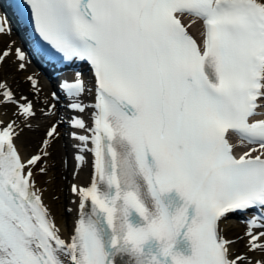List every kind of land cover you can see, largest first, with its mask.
Instances as JSON below:
<instances>
[{"label":"snow or ice","instance_id":"1","mask_svg":"<svg viewBox=\"0 0 264 264\" xmlns=\"http://www.w3.org/2000/svg\"><path fill=\"white\" fill-rule=\"evenodd\" d=\"M13 24L75 70L43 100L34 75L35 99L0 82L15 117L0 120V264H254L221 225L248 217L238 239L264 253V0H0V35ZM10 57L27 70L21 47ZM41 116L56 119L24 157ZM65 136L74 178L91 167L67 237L36 180Z\"/></svg>","mask_w":264,"mask_h":264},{"label":"bare ground","instance_id":"2","mask_svg":"<svg viewBox=\"0 0 264 264\" xmlns=\"http://www.w3.org/2000/svg\"><path fill=\"white\" fill-rule=\"evenodd\" d=\"M188 22L189 21H187V20L185 21V23H188ZM190 31L192 32V34L195 37H197L198 26H193V28ZM8 45H12L13 47H20L19 44L17 43V41L15 40L14 34H12L11 36L0 35V52L5 50ZM7 60H9V61L11 60V62L13 61L15 63H18L17 61H15L14 57H10ZM5 66L3 65L4 71L6 70ZM9 66H10V64H9ZM16 70H18L17 66H16ZM9 72H11V71H9ZM29 75H32V74L25 72L24 74H22V77H20V78L25 83H27V77ZM13 76H14V74H13ZM34 76L39 80V85H40V88L42 90L41 95H40V99L41 100L48 99L49 95L52 93L51 91H53V89H54L53 83L48 82L46 80V78L43 76H37V75H34ZM8 77H10V76H8ZM13 82L11 85H13ZM89 86H91V85H89ZM14 92H15V90H14ZM89 99H90V97H89ZM59 107L61 108L60 114L63 115L64 114L63 106H59ZM3 108H5V107H0V120L8 121L10 119L15 118L12 116V112H13L12 107L9 111L3 110ZM41 117H42V120H41L40 124H42L43 122L46 123L47 127L45 126V128H48L50 126V124L54 122L51 119L44 118L43 116H41ZM87 118H88V115L85 114V119H87ZM256 118L257 119H264V113L260 114ZM38 124L39 123H37V125H35V126H38ZM35 126H33L34 130H32V131L24 129L20 139L17 141V145L20 149L21 155L24 157H27V155L30 153H33V152L35 153L39 144H40V141L43 139L44 133H43V135H41L39 133V132H41V128H36ZM41 126H43V125H41ZM63 128H65V129H63ZM61 131L62 132L64 131L66 133L68 131V129L65 126V127L61 128ZM38 138H39V142L36 143V141H38L37 140ZM64 138H65V142L67 143V150L70 153L69 159L67 160L68 172L70 175V177H69L70 178L69 179V188H68V190H69L71 187V184H73V183L84 184V183L88 182L90 175H91V167H90V164H86L85 166H83L78 171V174H76L75 178H74L73 174L76 172V161L73 159V156H74V149L72 148L73 142L71 140H69L66 136ZM235 145H237V144L235 143ZM25 146H27V147H25ZM49 151L51 152V154H52V151H54L55 153L57 152L59 154V149L57 147H53V145L51 146ZM60 158H62L61 154H59V156H57V159H56L57 160V166L54 167L55 169L57 168L56 170H54L53 167H49L48 168L49 169L48 174L47 175H41V174L37 173L36 180H37L38 186L46 189V191L44 193L45 203L50 207L51 212H52L53 216L55 217L57 225L61 228V232L64 234L65 237H67L71 231L72 222L75 218V207L76 206L71 203V201L74 199V197L72 196L70 190H69V196H68L67 201L65 203L66 208H72L73 209V212L70 214L67 212V215H65L61 200L53 198V197H58V191H57V188H55V174L57 171H59V169H58V167L60 166L59 161L62 160ZM47 160H48V162H51L53 159L50 157ZM86 160L90 162L91 157L86 155ZM66 217H67V219H66ZM232 223H234L232 220L224 221L221 225V228L223 230V234L229 239L235 238V236H237V235L234 234V232L241 228L240 226H235L233 228L234 229L233 231L228 232V229L231 228ZM241 250H243V249H241ZM244 252H245V254H247L249 256L250 259L253 260V262L255 264V261H257V259H258V255H255V253H247V250ZM259 261H261V264H264L263 259H259Z\"/></svg>","mask_w":264,"mask_h":264},{"label":"rangeland","instance_id":"3","mask_svg":"<svg viewBox=\"0 0 264 264\" xmlns=\"http://www.w3.org/2000/svg\"><path fill=\"white\" fill-rule=\"evenodd\" d=\"M7 61H6V63L3 64L4 66L6 65L5 66L6 70L9 68L7 71L6 70L4 71L3 65H0V76L2 75L0 77V82H5L6 81L8 83V85L11 86V88L15 90L17 98L21 94H23V95L29 96L30 99H35L33 97V95H32L31 90H30L29 83L28 82L25 83L20 77H22V74H24L25 72H28V73H30L32 75H37V76H38V74L28 64H27V70L26 71H18V70H16L17 63H15L13 61L11 62V60L10 61L7 60ZM9 64H10V66H9ZM9 71H11V72H9ZM13 74H14V76H13ZM8 76H10V77H8ZM12 82H13V85H11ZM48 98H50V95H49ZM37 107H40V105L37 104ZM10 109H11L10 106L3 108V110H6V111H9ZM55 119H56V117H52L51 118V120H53V121H55ZM41 120H42V117H40L38 120L33 121L32 123H33V126H35V125H37V123H39L38 126H35V127L36 128H41V132H39V133L41 135H43V133L47 129V128H45V126L47 127V124L44 123V122L42 124H40ZM41 125H43V126H41ZM63 129H65V128H63ZM25 130H29V129H25ZM32 130H34V128ZM32 130H29V131H32ZM37 140L38 141H36V143L39 142V138ZM27 146H25V147H27ZM53 147H57L59 149V154H61V156H62V158H60L62 160L59 161L60 162L59 163L60 166L58 167L59 171H57L56 174H55V188H57L58 199L61 200L62 206L64 208V214L67 215V212H66L67 208L65 206V203H66L67 198L69 196L68 188H69V179H70L69 177H70V175H69V172H68V164L65 163V161H67L69 159V154L70 153L67 150V143L65 142V138L57 140L53 144ZM33 153L28 154L27 157L32 155ZM59 154L57 152L55 153L54 151H52L51 158L53 160L51 162H48V160L45 161V163L48 166V168L49 167H53L54 168L55 166H57V160L56 159H57V156H59ZM56 169L54 168V170H56ZM47 174H48V172H47ZM66 219H67V217H66ZM230 220H232L234 223H232V226H231V228L228 229V232L233 231L234 230L233 228L235 226H240L241 227L240 229H238L237 231L234 232V234H236L237 236H235V238H233L232 240H235L237 242L233 246V248H234L233 251H234V253L245 254V252H244V251H246L245 241L244 240H240L238 238L243 236V234H244V232L246 230V227H245L244 223L242 221H240L239 218H237L235 216L229 217V219L226 220V221H230ZM241 249H243L244 251L241 250ZM255 255H258V259L257 260H259V259H263L264 260V253L257 252V253H255Z\"/></svg>","mask_w":264,"mask_h":264}]
</instances>
